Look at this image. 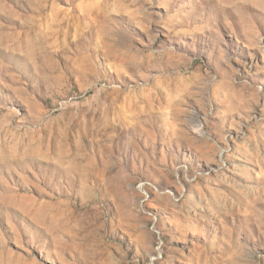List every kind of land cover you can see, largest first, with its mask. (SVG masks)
<instances>
[{"label": "rangeland", "instance_id": "374dc122", "mask_svg": "<svg viewBox=\"0 0 264 264\" xmlns=\"http://www.w3.org/2000/svg\"><path fill=\"white\" fill-rule=\"evenodd\" d=\"M0 264H264V0H0Z\"/></svg>", "mask_w": 264, "mask_h": 264}]
</instances>
